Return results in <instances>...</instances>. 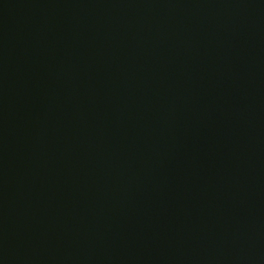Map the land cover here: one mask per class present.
<instances>
[{
	"label": "water",
	"instance_id": "obj_1",
	"mask_svg": "<svg viewBox=\"0 0 264 264\" xmlns=\"http://www.w3.org/2000/svg\"><path fill=\"white\" fill-rule=\"evenodd\" d=\"M0 264H264V0H0Z\"/></svg>",
	"mask_w": 264,
	"mask_h": 264
}]
</instances>
